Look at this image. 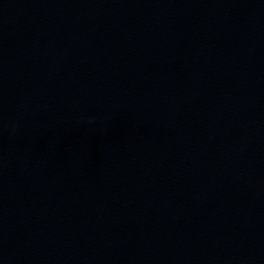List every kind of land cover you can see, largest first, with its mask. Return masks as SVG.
<instances>
[{
	"label": "water",
	"instance_id": "1",
	"mask_svg": "<svg viewBox=\"0 0 264 264\" xmlns=\"http://www.w3.org/2000/svg\"><path fill=\"white\" fill-rule=\"evenodd\" d=\"M0 264H264V0H0Z\"/></svg>",
	"mask_w": 264,
	"mask_h": 264
}]
</instances>
